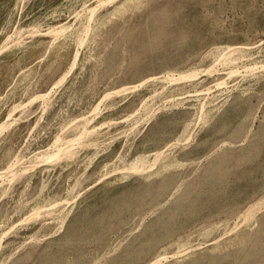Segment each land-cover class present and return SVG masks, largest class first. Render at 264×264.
Returning a JSON list of instances; mask_svg holds the SVG:
<instances>
[{
  "label": "rangeland",
  "instance_id": "rangeland-1",
  "mask_svg": "<svg viewBox=\"0 0 264 264\" xmlns=\"http://www.w3.org/2000/svg\"><path fill=\"white\" fill-rule=\"evenodd\" d=\"M0 264H264V0H0Z\"/></svg>",
  "mask_w": 264,
  "mask_h": 264
}]
</instances>
